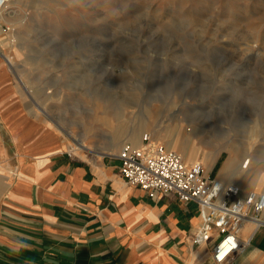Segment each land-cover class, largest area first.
Masks as SVG:
<instances>
[{
  "label": "rangeland",
  "instance_id": "374dc122",
  "mask_svg": "<svg viewBox=\"0 0 264 264\" xmlns=\"http://www.w3.org/2000/svg\"><path fill=\"white\" fill-rule=\"evenodd\" d=\"M12 5L0 54L12 59L28 118L61 137L65 151L86 147L70 152L74 159L135 148V129L148 136L142 145L169 150L164 143L181 127L211 178L229 175L222 169L232 157L242 167L250 160L244 190L264 180V0ZM218 150L208 170L205 155Z\"/></svg>",
  "mask_w": 264,
  "mask_h": 264
},
{
  "label": "crops",
  "instance_id": "0c3cea01",
  "mask_svg": "<svg viewBox=\"0 0 264 264\" xmlns=\"http://www.w3.org/2000/svg\"><path fill=\"white\" fill-rule=\"evenodd\" d=\"M18 92L0 54V264H215L211 244H191L195 203L127 184L116 154L74 159ZM238 238L226 264H264V228Z\"/></svg>",
  "mask_w": 264,
  "mask_h": 264
},
{
  "label": "built area",
  "instance_id": "2783aa9c",
  "mask_svg": "<svg viewBox=\"0 0 264 264\" xmlns=\"http://www.w3.org/2000/svg\"><path fill=\"white\" fill-rule=\"evenodd\" d=\"M8 0H0V31ZM147 135L142 137L147 142ZM124 146L117 159L119 174L129 185L150 197L173 194L184 203L197 205L200 224L191 239L193 246L211 244L210 255L215 264H226L246 246L238 238L243 224L250 222L255 229L264 228V191L244 190L236 184L211 178L199 163L187 164L183 157L162 146L150 148Z\"/></svg>",
  "mask_w": 264,
  "mask_h": 264
},
{
  "label": "bare ground",
  "instance_id": "6f19581e",
  "mask_svg": "<svg viewBox=\"0 0 264 264\" xmlns=\"http://www.w3.org/2000/svg\"><path fill=\"white\" fill-rule=\"evenodd\" d=\"M15 2H16V0H8L6 8L8 7V5L9 6L11 4L14 5ZM8 17H9V13L6 12L2 16V20L4 19V21L6 22ZM7 63L12 64V59L9 58L7 60ZM180 130L182 131V128L177 127L175 129L174 136H172L171 139H170V137H168L166 143H164V144H166V147L169 150H173V151H177V152H179L182 149L185 150L184 156L182 155L185 163L196 162V156L201 150L195 147V145L191 142V139H189V136L188 137L182 136L180 134ZM156 132H154V135L159 136V131H156ZM163 136H165V135H163ZM129 141H131V143L133 144V146L135 148H141V146H142L141 129L133 130V132L129 138ZM66 149H68V148H66ZM84 149H86V147H84L83 145H78L76 147V149H75V147L73 148L72 146H69V152H72L73 154H76V155H78L79 151H82ZM215 153L216 154L214 157L211 155H205V156H207L206 157L207 161H210L208 166H207L208 170L211 168V166H212L211 164H212V161L214 160V158H216L218 156L219 150H218V152H215ZM252 156H253V154H252ZM249 163H250V160L247 161V166L249 165ZM242 164H243V161H234V158L230 157V159L227 161V163L225 164V166L222 169V172L229 173V175H226L225 178H220V179H218L217 177L216 178L220 182L227 183V184H236L239 186L242 185L241 183H243V182L247 184V181H249L248 180L249 178L248 179L246 178V172L244 171V168H246L247 166L242 167ZM205 168H206V166H205ZM253 171H255V170H253ZM234 178L236 179V181L233 180ZM240 181H241V183H240ZM250 187L252 188L251 190L264 191V180H258L256 183H251Z\"/></svg>",
  "mask_w": 264,
  "mask_h": 264
}]
</instances>
